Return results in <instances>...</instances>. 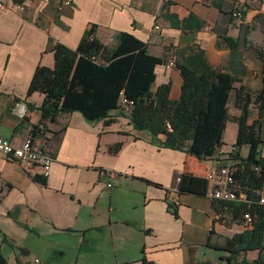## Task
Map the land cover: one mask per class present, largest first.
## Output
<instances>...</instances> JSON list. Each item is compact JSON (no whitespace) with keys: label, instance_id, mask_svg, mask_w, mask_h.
Instances as JSON below:
<instances>
[{"label":"crops","instance_id":"obj_1","mask_svg":"<svg viewBox=\"0 0 264 264\" xmlns=\"http://www.w3.org/2000/svg\"><path fill=\"white\" fill-rule=\"evenodd\" d=\"M0 4V138L20 146L41 128L37 142L56 154L45 178L42 168L26 167L0 152V260L225 264L222 257L229 253L213 246H223L246 227L234 223L209 191L180 195L177 187L184 173L205 177L210 169L231 163L241 114L234 92L222 146L210 139L195 144L190 154L161 148L149 131L136 130L128 107L113 111L110 124L90 122L79 112L57 114L59 108L41 92L29 95L28 90L39 65L55 66L57 45L75 54L95 26L96 38L105 45L129 33L147 44L150 55L163 58L152 89L171 83L172 100L180 98L183 84L176 62L192 49L203 50L212 68L237 78L236 88L257 92L263 63L250 48V32L264 15V0H73L62 9L57 0ZM224 38L237 48L225 45ZM257 119L256 111L250 123ZM248 153V146L240 149L241 157ZM261 153L264 157V146ZM246 257L256 260L259 252Z\"/></svg>","mask_w":264,"mask_h":264},{"label":"trees","instance_id":"obj_2","mask_svg":"<svg viewBox=\"0 0 264 264\" xmlns=\"http://www.w3.org/2000/svg\"><path fill=\"white\" fill-rule=\"evenodd\" d=\"M95 33V26L86 32L75 54L57 45L55 66L36 68L28 94L41 92L59 108L57 114L79 112L90 122L106 120L107 124L113 121L109 119L110 114L123 110L122 102L127 101L136 130L149 131L161 148L195 154V144H206L210 139H215L216 146H222V134L232 119L229 101L234 92V106L241 114L236 118L239 130L231 157L238 161L236 184L241 200H214L232 213L234 223L244 224L246 229L226 239L223 246L213 248L229 253L228 257H222L225 264H264V205L259 202L264 186L261 153L264 146V51L255 52L263 63V84L257 92H252L244 85L236 88L237 78L212 68L203 50L192 49L187 58L176 62L183 84L180 98L172 100L171 83L161 85L156 91L152 89L156 68L165 61L150 55L147 44L132 34L122 33L116 37L114 45H105ZM224 43L237 48L231 38H224ZM252 108L256 109L258 119L250 123ZM49 116L54 119L57 115L44 114L42 118ZM42 132L38 128L32 136L37 138ZM243 146L249 147L246 158L240 156ZM179 179L178 194H208L209 183L205 177L184 173ZM39 180L45 182V179ZM169 209L178 215L172 203ZM246 215L250 216V222ZM249 251H258L259 257L249 261L246 257ZM0 264L4 262L0 260ZM143 264L153 263L143 259Z\"/></svg>","mask_w":264,"mask_h":264},{"label":"built area","instance_id":"obj_3","mask_svg":"<svg viewBox=\"0 0 264 264\" xmlns=\"http://www.w3.org/2000/svg\"><path fill=\"white\" fill-rule=\"evenodd\" d=\"M44 3L49 4L53 0H42ZM60 9L66 6L73 5V0H57ZM3 7L0 4V8ZM238 15L241 16V13ZM159 29V26H157ZM172 65V64H171ZM122 107H128V102L123 101ZM129 108V107H128ZM30 136L22 145L16 146L11 140L0 138V152L9 160L17 161L26 167L38 166L42 168L44 177H48L53 161L55 160L54 152L48 148L42 147L37 140ZM238 161L231 158V163L223 164L218 167L210 169L205 179L209 183L210 196L222 202H236L241 200L237 193L236 175L238 171ZM259 170V168H256ZM111 178H114V172H110ZM109 186L112 187V184ZM259 202L264 205V186L260 192ZM246 218L250 222V216L246 215ZM32 264H41L39 259H35Z\"/></svg>","mask_w":264,"mask_h":264},{"label":"rangeland","instance_id":"obj_4","mask_svg":"<svg viewBox=\"0 0 264 264\" xmlns=\"http://www.w3.org/2000/svg\"><path fill=\"white\" fill-rule=\"evenodd\" d=\"M251 35V43L250 48L255 53L256 50H263L264 51V15H260L256 18L253 27L250 32ZM114 45V42H112ZM111 45V46H112ZM256 112L255 108H252L251 116Z\"/></svg>","mask_w":264,"mask_h":264}]
</instances>
